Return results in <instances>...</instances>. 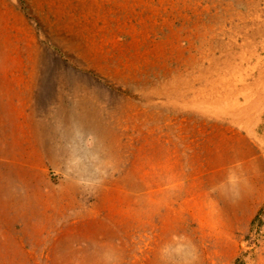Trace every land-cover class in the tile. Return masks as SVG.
Here are the masks:
<instances>
[{
    "label": "rangeland",
    "instance_id": "rangeland-1",
    "mask_svg": "<svg viewBox=\"0 0 264 264\" xmlns=\"http://www.w3.org/2000/svg\"><path fill=\"white\" fill-rule=\"evenodd\" d=\"M0 264H264V0H0Z\"/></svg>",
    "mask_w": 264,
    "mask_h": 264
},
{
    "label": "crops",
    "instance_id": "crops-1",
    "mask_svg": "<svg viewBox=\"0 0 264 264\" xmlns=\"http://www.w3.org/2000/svg\"><path fill=\"white\" fill-rule=\"evenodd\" d=\"M5 130H7V131L5 132V134H6L5 136L7 137V136L9 135V133H8V131H9V128H8V127H6V128H5ZM6 140H7V138H6Z\"/></svg>",
    "mask_w": 264,
    "mask_h": 264
}]
</instances>
